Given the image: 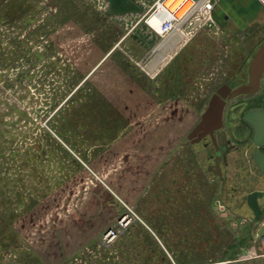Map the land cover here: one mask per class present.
Wrapping results in <instances>:
<instances>
[{
    "label": "rangeland",
    "instance_id": "374dc122",
    "mask_svg": "<svg viewBox=\"0 0 264 264\" xmlns=\"http://www.w3.org/2000/svg\"><path fill=\"white\" fill-rule=\"evenodd\" d=\"M156 1L0 0V264H264L250 139L222 180L187 139L207 79L247 81L263 14L242 34L197 14L160 49ZM254 106L264 77L225 128Z\"/></svg>",
    "mask_w": 264,
    "mask_h": 264
},
{
    "label": "water",
    "instance_id": "95a60500",
    "mask_svg": "<svg viewBox=\"0 0 264 264\" xmlns=\"http://www.w3.org/2000/svg\"><path fill=\"white\" fill-rule=\"evenodd\" d=\"M264 74V42L254 52L248 65V78L247 82L236 87H231L227 84L221 85L216 92L209 98L200 120L195 124L192 130L187 134V139L191 143H196L201 139L209 136L217 147V154L214 159V165L208 167V171L222 180V170L219 165L221 153L218 146L222 150L224 157L229 147L227 146L226 135L219 130L223 126V112L227 100H231L237 96L253 95L260 87L261 79ZM244 119L253 127V144L255 150L253 153V161L258 171L264 177V110L252 109L245 113ZM259 148L263 149L259 150ZM199 151L198 158L204 155ZM264 197L263 190H253L246 197V203L253 213L255 219H259L262 210L259 206V199ZM264 231V222L257 230L260 235Z\"/></svg>",
    "mask_w": 264,
    "mask_h": 264
},
{
    "label": "flooded vegetation",
    "instance_id": "af4514ba",
    "mask_svg": "<svg viewBox=\"0 0 264 264\" xmlns=\"http://www.w3.org/2000/svg\"><path fill=\"white\" fill-rule=\"evenodd\" d=\"M202 57V56H201ZM249 65V63H248ZM247 70H248V67H247ZM174 75V74H173ZM172 75V76H173ZM183 75V73H182ZM203 76V75H202ZM204 77V76H203ZM202 77V79H203ZM263 77H264V74L262 76V79H261V84H260V87H259V90L256 92V93H259L262 85H263ZM216 78V77H215ZM214 78V79H215ZM248 78V76H247ZM214 79L213 77L210 78V80L207 79V81H209V83L207 84H211L209 85V87H211V93L209 92V90L207 91L208 94H205V93H202V95L200 96L199 100L201 102H203L204 100H206V104L209 100V98L216 92V90L223 84V82H221L219 85H217L215 83L214 85ZM174 77L169 81V85L173 87V85L175 84L174 83ZM205 81V80H203ZM247 82V81H246ZM245 82V83H246ZM227 84V83H226ZM244 84V83H242ZM214 85V86H213ZM229 85V84H227ZM241 85V84H240ZM230 86V85H229ZM255 93V94H256ZM254 95V94H253ZM242 96H251V95H242ZM239 96L235 97V98H238ZM233 98V99H235ZM231 99V100H233ZM231 100H227L226 103H225V107H224V112H223V126L222 128L219 130L220 132H224L225 135H226V140H227V146L229 147V150L227 151V153L225 154V156L223 157L222 156V150L221 148L218 146V149H219V152L221 153V159L219 161V165L221 167V170H222V179H223V168H226L230 165H234V164H238L239 163V159L235 158L237 155L240 154V150H241V146L243 145V143L246 141L245 139H241V137L243 136L244 138H247V139H250L253 147L252 149H248V151L250 150L251 152V156H252V160H253V153H254V150H255V145L253 144V127L247 123L244 119V116H243V119L241 121H238L236 119H233L234 121L230 122L231 127L227 126V128H225V120H224V115L226 113V110L228 108V102L231 101ZM206 106V105H205ZM205 108V107H204ZM203 108V109H204ZM203 109H201V113H200V116L203 112ZM235 111H236V107L234 108ZM252 109H260V110H264V107H261V106H254V107H251L249 108L247 111L249 110H252ZM246 111V112H247ZM245 112V113H246ZM244 113V115H245ZM200 120V119H199ZM247 135V136H246ZM251 135V136H250ZM243 142V143H242ZM195 144H200L201 145V150L199 151H202L203 150V157L202 158H198L199 160L201 161H207L208 164H207V169L208 167L211 165H214V159L216 157V154H217V147L214 145V143L212 142L211 138L209 136L201 139L200 141L196 142ZM259 150H262L261 148H259ZM199 151H197V154L199 153ZM198 157V156H197ZM254 162V161H253ZM236 164V165H237ZM211 173V172H210ZM212 174V173H211ZM215 176V175H214ZM217 177V176H216ZM218 178V177H217ZM219 179V178H218Z\"/></svg>",
    "mask_w": 264,
    "mask_h": 264
},
{
    "label": "crops",
    "instance_id": "0c3cea01",
    "mask_svg": "<svg viewBox=\"0 0 264 264\" xmlns=\"http://www.w3.org/2000/svg\"><path fill=\"white\" fill-rule=\"evenodd\" d=\"M214 12L222 16V19H224L225 23H233V25L230 26V32L232 34L234 33H246L247 29L250 28L251 24L254 22H259L262 18L263 14V24H264V9H262L261 5L257 0H219V3L215 7ZM218 16V17H219ZM233 29V31L231 30ZM242 34V33H241ZM190 250L189 252H186V254H194L197 253V250L199 248V245L196 243H187L185 247L183 246V249ZM255 257H263V263H264V256H251L248 258H255ZM241 260V259H239ZM243 260V259H242ZM245 260H248L247 258ZM237 259L230 260L225 259L224 262H236ZM185 263L190 264H206V263H218L219 261H216L214 259H207L198 257L191 260H185Z\"/></svg>",
    "mask_w": 264,
    "mask_h": 264
},
{
    "label": "built area",
    "instance_id": "2783aa9c",
    "mask_svg": "<svg viewBox=\"0 0 264 264\" xmlns=\"http://www.w3.org/2000/svg\"><path fill=\"white\" fill-rule=\"evenodd\" d=\"M163 1L164 0H158L154 3L152 7L153 11L151 15H154V14L157 15V12L159 11L158 9L159 4H161ZM185 1L187 0H184V2ZM257 1L260 3L261 7L264 9V0H257ZM191 2H192L191 7L180 18L175 17V11L168 12L167 19L162 21L160 25V29H159L160 36L162 37L161 41L169 37L177 27H180V32L182 36L179 42H181L187 36L186 33L182 31L183 27L187 23H189V21L193 18V16L197 14H200V13L207 14V18H210L212 15L211 13L214 7L218 4L219 0H191ZM256 237L262 245V251L258 253L257 256H264V232L261 233L260 235L256 234Z\"/></svg>",
    "mask_w": 264,
    "mask_h": 264
},
{
    "label": "bare ground",
    "instance_id": "6f19581e",
    "mask_svg": "<svg viewBox=\"0 0 264 264\" xmlns=\"http://www.w3.org/2000/svg\"><path fill=\"white\" fill-rule=\"evenodd\" d=\"M192 5L191 0H164L161 4H159V11L157 15H151L148 19V23L153 26L155 29L159 30L160 25L163 20L167 19L169 11H175V17L180 18ZM180 31V27H177L174 32L165 40L161 41L158 45L161 49V46H169L171 40L174 38V33ZM244 260V259H243Z\"/></svg>",
    "mask_w": 264,
    "mask_h": 264
}]
</instances>
